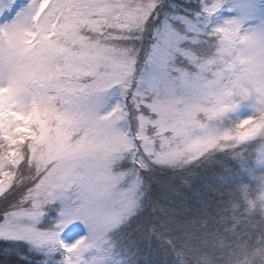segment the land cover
Returning <instances> with one entry per match:
<instances>
[{"label":"snow or ice","instance_id":"snow-or-ice-1","mask_svg":"<svg viewBox=\"0 0 264 264\" xmlns=\"http://www.w3.org/2000/svg\"><path fill=\"white\" fill-rule=\"evenodd\" d=\"M0 264H264V0H0Z\"/></svg>","mask_w":264,"mask_h":264}]
</instances>
